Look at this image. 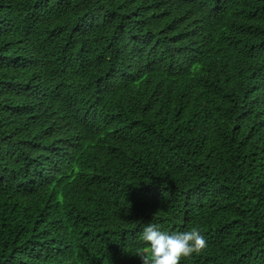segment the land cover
<instances>
[{
	"label": "trees",
	"instance_id": "obj_1",
	"mask_svg": "<svg viewBox=\"0 0 264 264\" xmlns=\"http://www.w3.org/2000/svg\"><path fill=\"white\" fill-rule=\"evenodd\" d=\"M264 264V0H0V264Z\"/></svg>",
	"mask_w": 264,
	"mask_h": 264
},
{
	"label": "clouds",
	"instance_id": "obj_2",
	"mask_svg": "<svg viewBox=\"0 0 264 264\" xmlns=\"http://www.w3.org/2000/svg\"><path fill=\"white\" fill-rule=\"evenodd\" d=\"M139 239L145 247L138 249L135 255L142 264H181L182 258L206 248V239L197 229L170 234L150 223L143 228Z\"/></svg>",
	"mask_w": 264,
	"mask_h": 264
}]
</instances>
